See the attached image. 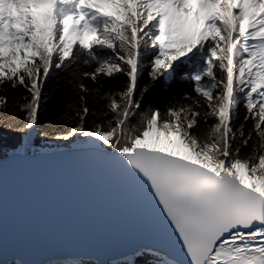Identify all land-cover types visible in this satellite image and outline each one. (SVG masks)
<instances>
[{"label": "snow or ice", "instance_id": "6c2138e0", "mask_svg": "<svg viewBox=\"0 0 264 264\" xmlns=\"http://www.w3.org/2000/svg\"><path fill=\"white\" fill-rule=\"evenodd\" d=\"M81 58L55 138L95 141L145 183L186 264H264V0H0V132L39 128L51 70ZM196 58L190 93L141 111Z\"/></svg>", "mask_w": 264, "mask_h": 264}, {"label": "water", "instance_id": "95a60500", "mask_svg": "<svg viewBox=\"0 0 264 264\" xmlns=\"http://www.w3.org/2000/svg\"><path fill=\"white\" fill-rule=\"evenodd\" d=\"M84 169L89 175H91V178L86 179L88 181L87 183H82L80 181L82 178L78 179V177L75 175L76 170L85 172ZM0 178H2L0 181V191L4 190V188L8 189L18 186L15 191L18 198H14V203L12 204L13 206L11 205L13 211L18 213L30 211V209L26 208V200L20 197V195L24 192L21 187L40 185L35 187L45 189V185H47L45 178H48L53 183L58 182V186L61 187L57 189L58 194L54 192V196L52 197L50 203H52V206L55 204L54 207H59V210L57 211L59 213L62 212L63 215H68L70 211L72 212L71 209L75 207L77 210L83 209L82 211L86 212L82 213H86L93 219L97 218L109 220L110 218L116 217L114 209L119 208L117 203L121 201H127L126 204H128V206L125 207H127L129 210H124V208H121L123 210L120 212L121 215L125 216L127 214H133L135 216H140L138 212L145 214L146 209L144 211L142 209H144L146 205H150L148 208H156L158 212H154L153 216H140V220L142 222L145 221V225L143 226H147V228L150 229L151 226L149 227L148 224H153L152 222H155V225L159 224L161 225V228L163 227L162 230L168 229L167 226L164 227L167 222L163 217L162 211L160 210L158 204L155 202L152 196L147 195V193L145 194V192L149 191L147 185L135 175L130 173L124 167V165L110 158L109 155L97 148H59L47 152L42 151L23 155L18 154L17 151H12L4 158H0ZM102 181L109 182L107 191H100L94 187V184ZM77 182H81L82 185H85V191H87L86 194L79 195L80 192L77 191V186L79 184ZM127 187L139 194L142 200L136 198V196L130 199L129 196L134 195L127 193L128 190L124 189ZM118 192H123L125 195L120 197ZM148 193L150 194V192ZM6 197L9 198V196ZM6 197H4V199ZM1 198H3V196H0V203L1 200H3ZM68 198L70 202H72L71 200L75 202L73 204L74 206H67L70 205V203H68L69 201L67 200ZM139 200L142 201V203H139ZM101 206L102 208L105 207L104 211L110 213L97 210ZM13 215V213H9L8 218L12 217ZM20 220L22 219L16 221L19 222ZM114 220L118 221L117 218H114ZM142 229L145 231H141L142 233L148 232L147 229ZM49 235L48 233H41L40 237L35 236L37 240L42 238L41 244L43 245V248L38 250H36L37 245H30L29 242H27L29 245L19 244L21 246L15 247L7 243V245L3 247V250L0 246V260L7 258L8 260L16 259L21 264H41L56 258L63 259L80 256L83 258H91L96 261L97 264H104L106 261L130 256L131 251L140 248L161 254L164 258L170 260L174 264L175 262L176 264H186V260L171 255L160 245L153 243L152 239L141 238L139 240H135L134 242L128 241L127 243H119L116 245H111L112 241L110 239H107L106 241L103 240L104 243H101L98 247H100L102 244H105L106 242L107 247L104 246V249L100 247L102 250L100 249L101 252L97 255L95 253H91L93 251H90V249H83V247L78 243H75L71 246L70 242L62 240L60 241L59 239H55L54 236V241L49 240L52 239V236ZM164 235L166 238H168L172 235V233H164ZM46 240H48L47 243ZM74 245L80 246L79 250H77ZM11 246L13 247L10 248Z\"/></svg>", "mask_w": 264, "mask_h": 264}, {"label": "bare ground", "instance_id": "6f19581e", "mask_svg": "<svg viewBox=\"0 0 264 264\" xmlns=\"http://www.w3.org/2000/svg\"><path fill=\"white\" fill-rule=\"evenodd\" d=\"M35 133L34 130L28 132L24 137L21 145L16 150L18 154H30L29 149L31 148V143L33 142ZM95 141H87L84 140L83 143H80L76 141L74 144L71 145L72 148H96L94 147ZM47 152V151H43ZM85 171V169H84ZM86 173V174H85ZM76 177L82 178L80 181L82 183H87V178H91V175H89L86 171L81 172L79 170L75 171ZM121 176V175H120ZM95 177V176H94ZM128 179V178H125ZM2 178H0V181ZM45 182H47V185H45V189L35 187L40 185H32V186H23L21 187L24 192L20 195L22 199L26 200V208L30 209L28 212H16L13 211V208L11 205L14 203V198L17 199L18 196H16L17 193H15L16 188L18 186H14V188H4V190L0 191V196L3 198L0 203V246L3 250V247L9 243L10 245L15 246H21L19 244H27V242L30 243V245L35 244L36 250L43 248V245L41 244L42 238H39L37 240L35 236H41V233H48L49 236H52L53 240L59 239L60 241H68L71 243V246L75 243H78L80 246L83 247V249H90V251H93L91 253H95L98 255V253L101 252L102 249L107 247L106 243L102 244L100 247H98L101 243H104L107 239H110L111 245L116 244H123L129 242H134L135 240H139L141 238H147L152 239V242L160 245L163 249H165L168 253L171 255H174L177 258L186 260V257L184 256L182 249L180 247L179 242L175 238L170 226L168 223L164 227H168V229L162 230L161 225L157 224L155 222H152L153 224L149 223L148 226L151 228L148 229L144 222L140 220V216H153L154 212H156V208H148L150 205H146L143 211L146 209V213L142 214L141 212H138L140 216L133 215H121L120 212L124 210H129L127 207L128 204H126L127 201H121L118 204L119 208H115L114 212L116 213V217L108 219H93L89 217L86 213V211L77 210V208L71 209L68 215H63L62 212H58L59 207L52 206L51 199L54 196V192L58 194V188H61L58 186V182L53 183L48 178H45ZM31 181V180H30ZM21 182V181H20ZM32 182V181H31ZM38 182V181H37ZM81 182H77L79 185L76 187L77 191L80 192L79 195L86 194L87 191H85V185H82ZM108 184L107 181L98 182L97 184H94V187L100 191H107L108 190ZM27 185V184H26ZM20 187V186H19ZM53 188V189H52ZM124 188L125 190H128V194L134 195L129 196L130 199L139 198L142 200L141 196L137 193H135L131 188ZM19 192V191H18ZM150 192V190L148 191ZM147 193V195L152 196V194ZM68 194V193H67ZM119 196L122 197L125 194L122 192H118ZM6 196H9L6 197ZM4 197L8 199H4ZM152 198H154L152 196ZM7 200V201H4ZM69 201V198L67 199ZM71 200V199H70ZM129 200V199H128ZM70 205H67L69 207L74 206L73 200ZM139 203H142V201L139 200ZM35 204V206H34ZM13 206V205H12ZM122 208V209H121ZM61 209V208H60ZM97 210H101L105 213L106 212L105 207L98 208ZM109 210V209H107ZM158 212V211H157ZM14 214L12 217L8 218V214ZM77 214V215H76ZM80 215V216H78ZM20 220L19 222L16 220ZM114 218H117L118 221L114 220ZM29 224H28V223ZM160 223V222H159ZM151 224V225H150ZM16 226V227H14ZM142 228H145L148 230L147 233H142L144 230ZM142 231V232H141ZM145 232V231H144ZM159 233V234H158ZM164 233H172L171 236L168 238L165 237ZM146 234V235H144ZM41 239V240H40ZM48 240H46L47 243ZM11 246L10 248H12ZM26 246V245H25ZM77 250H79L80 246L74 245ZM105 246V247H104ZM14 249V248H13ZM101 249V250H100ZM26 250V248H25ZM141 251H146L148 253H156L151 250L146 249H140L137 248L134 251H131L130 256H125V260H134L136 255H138ZM168 264H174L170 260L164 258ZM118 263V262H116ZM17 264V263H16Z\"/></svg>", "mask_w": 264, "mask_h": 264}, {"label": "trees", "instance_id": "16d2710c", "mask_svg": "<svg viewBox=\"0 0 264 264\" xmlns=\"http://www.w3.org/2000/svg\"><path fill=\"white\" fill-rule=\"evenodd\" d=\"M98 54L101 59H103L111 53L100 52ZM151 58L152 50L146 49L141 58V77L139 81L141 86H143L147 79L148 68L144 67V65L148 64ZM202 66L203 63L199 58H196L192 62H178V65L174 68V70L170 71L163 79L158 81L155 87L148 93L141 111H147L150 107L159 108L163 111L169 105L177 103L184 93L191 92V77L195 74V71H198ZM87 70L91 69L84 66L83 58H81L80 62L73 65L71 68H53L51 70L47 82L44 85V103L43 110L40 113L41 126L36 129V146H40L42 143L51 144L57 142L59 139H56L55 137L60 135L65 127L70 126L71 122L66 125L63 121H58L57 115L59 110L63 107V101L68 100L71 97L68 80L74 72ZM126 79L127 78L125 76L119 75L118 79L111 81L110 84L113 87L119 88L125 83ZM86 83H90V81H86ZM22 92V89H18L15 95L19 96ZM8 95L11 101L14 98L12 92L10 91ZM242 118L243 104L239 105L234 112L233 123L238 125ZM138 119L139 113L132 117L131 123H136ZM209 123H211V120H209ZM247 127H251V121H249ZM42 133H47V135H42ZM24 135H26V133L0 132V158H4L6 156L7 150H16L21 145ZM257 142L256 136L253 135L252 140L250 141V148L244 149L243 151H251V146L256 145ZM157 259L158 257L154 254L141 251L138 255H136L132 264H155ZM76 264L96 263L92 260H80Z\"/></svg>", "mask_w": 264, "mask_h": 264}, {"label": "rangeland", "instance_id": "374dc122", "mask_svg": "<svg viewBox=\"0 0 264 264\" xmlns=\"http://www.w3.org/2000/svg\"><path fill=\"white\" fill-rule=\"evenodd\" d=\"M34 133H35V136H34L33 142L31 143V146H30L31 148L29 149L30 153H32V152L33 153L34 152H42V151H52V150H56V149H59V148H70L71 145L74 144L76 141H78L80 143H83L84 140H85L84 138H75V139H70L68 141H64V140H60L59 139L55 143H51V144L42 143L40 146H36L35 145V139H36V136H37L36 129L34 130ZM16 150H7L6 151V155H8V153H10L12 151H16ZM154 255L158 257V259L155 261V264H168L167 261H165V259H163V257L160 254H158V253L155 254L154 253Z\"/></svg>", "mask_w": 264, "mask_h": 264}]
</instances>
